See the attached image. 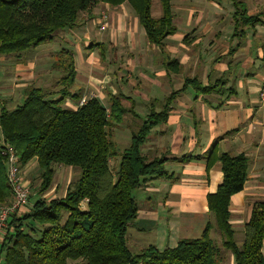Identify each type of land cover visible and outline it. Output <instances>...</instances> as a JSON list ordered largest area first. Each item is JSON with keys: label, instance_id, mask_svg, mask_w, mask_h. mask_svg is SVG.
Instances as JSON below:
<instances>
[{"label": "trees", "instance_id": "obj_1", "mask_svg": "<svg viewBox=\"0 0 264 264\" xmlns=\"http://www.w3.org/2000/svg\"><path fill=\"white\" fill-rule=\"evenodd\" d=\"M124 2L134 10L150 43L161 46L175 31L171 0H159L161 14L157 17L151 14L152 0H0V54H18L16 61L25 63L39 45L56 38L65 42L54 55L50 69L60 72L49 87L30 83L11 108L0 102L2 142L12 146L21 167L35 159L40 179L31 206L14 215L12 230L3 237L2 264H68L76 260L81 264H218L219 248L211 230L219 235L222 248L231 252L233 264H264V199L252 204L239 243L235 238L238 231L230 223L231 197L243 189L249 159L243 153L215 157V143L206 153L207 167L218 160L222 171L221 184L207 194L214 223L208 221L199 237L180 239L174 247L158 249L149 244L136 251L129 248L127 228L138 211L134 190L147 179L171 177L164 167L168 158L148 159L141 146L152 127L166 122L174 93L162 110L149 112L120 152L112 131L130 112L122 103L124 96L107 89L108 106L96 96L79 104L81 94L73 91L74 56L64 38L66 31L81 26L84 14L92 15L98 3L117 6ZM233 4L237 7L232 14V35L242 37L241 27L253 26L260 19L248 15L246 5L237 0ZM187 83L199 93L227 91L224 80L206 86L196 79ZM69 99L76 106L68 104ZM1 148L2 144L0 205H4L10 202L12 190ZM188 159L190 156H184L180 161ZM54 165L78 168L79 174L68 183L63 196L47 198L44 193L51 187ZM83 199L86 202L81 208Z\"/></svg>", "mask_w": 264, "mask_h": 264}, {"label": "crops", "instance_id": "obj_2", "mask_svg": "<svg viewBox=\"0 0 264 264\" xmlns=\"http://www.w3.org/2000/svg\"><path fill=\"white\" fill-rule=\"evenodd\" d=\"M237 1L246 5L248 15L260 19L253 26L241 27L242 37L232 35V14L237 7L233 0H171L176 29L161 46L148 41L126 2L117 6L98 3L91 16H84L88 23L82 22L64 35L77 71L73 91L81 94V100L91 96L106 100L107 89L124 96L122 103L130 112L125 114L123 130L118 128L123 121L114 129H118L116 143L118 138H125L126 144L121 145H129L138 128L128 115L135 119L143 116L144 120L151 110H162L174 93L166 122L152 127L141 146L148 159L168 158L164 167L171 177L147 179L133 192L138 211L127 235L135 250L149 244L158 249L174 247L180 239L201 235L209 216L207 194L222 182L220 162L215 160L207 167L206 153L213 143L215 157L243 153L249 159L243 189L232 195L229 206L230 223L236 231L240 232L248 220L252 204L264 199V102L258 96L264 79V0ZM101 10L107 11L108 26L98 31L95 23ZM41 46L34 52L51 48L49 44ZM31 60L18 64V70L30 65ZM37 60L44 62L40 57ZM48 61L45 58L43 67L36 66L35 76L40 77V71L49 75L52 62ZM111 66L114 79L109 73ZM188 79H196L203 86L224 80L227 91L199 93ZM169 84L175 87L170 89ZM184 156L190 159L180 161ZM13 218L9 217L0 232V246L12 230ZM1 256L0 252V264Z\"/></svg>", "mask_w": 264, "mask_h": 264}, {"label": "rangeland", "instance_id": "obj_3", "mask_svg": "<svg viewBox=\"0 0 264 264\" xmlns=\"http://www.w3.org/2000/svg\"><path fill=\"white\" fill-rule=\"evenodd\" d=\"M160 12H161V9H160L159 0H152L151 14L156 17L160 14ZM84 16L88 17L87 14H84L81 18V21L88 23L89 18L87 20L86 18H84ZM95 25H96L95 29L97 30L98 25L96 23H95ZM106 34H107V32H104L103 36H105ZM88 41H89V38H88ZM45 44H47V45L49 44V46L51 48L46 49L45 48L46 46H45L43 49L34 52V54L30 53L28 55V59H29V61L31 59H33V60H31V64L28 66L26 65L25 68H21L19 70L17 68V65L21 64V63H18L16 61V58H15L16 57L15 55L18 56V54H14V53L0 54V102H3V104H5L8 108H11L12 106H14V104L17 102L19 97L22 96V88L26 84L33 83L36 86L49 87L52 84V82L55 80L54 78H56L58 76L60 71L55 70V69L47 71L50 73H49V75H46V76L45 75L43 76V71H40L39 74L42 75V76L40 75V77H39V75L35 76V74H34V72H36V70H37L36 66L42 65V67H43L45 65L44 64L45 58L49 60L48 62H50V63L53 62V60L55 59L54 55L58 52V50L62 46H65V42L62 40H59L58 38H56L54 40V42H49V43L47 42V43L42 44V46ZM157 48H159V47H157ZM25 51H27V50H25ZM113 55L116 56L115 54H113ZM39 57L44 62H42V63L38 62L37 59ZM109 64H110V62L106 63L107 69H108ZM18 66H20V65H18ZM113 66L115 67V64ZM110 70H111V71H109L110 76L114 79L113 74H112V66H111ZM18 72H20V73H18ZM115 80H117V79H115ZM116 83H119V82H116ZM19 84H23V86L20 87ZM169 85H170V89L175 87L174 84H169ZM167 92H165V93H167ZM157 96L163 97L162 95H159V94H157ZM82 100L85 101V99H82ZM102 102L107 105V102H106L104 97L102 98ZM74 106H76V105H74ZM140 115H141V113H140ZM125 118H126V115L124 116V120L120 124V126H118V128L122 129L121 125L125 123ZM142 118H143V116H139V117H137V119H135L134 115H131V117H129V115H128V119L132 120V122L136 125V127H138V125L141 123ZM113 128H117V126L113 127ZM124 129H125V126H124ZM117 130H113V131L111 130L113 132L114 140H115V134H116ZM117 140H118V142L116 144H117L118 150L121 152L125 147L128 146V145H121L122 143L126 144L125 142H127V140L125 138H121V139L118 138ZM2 141L3 140H2V136H1V132H0V144H2ZM115 162L111 161V164H114ZM29 163L30 164L28 167H25V168L21 167V170H22L21 174L24 177V179L27 180L30 184V196L32 199L29 201L32 204L35 193L37 192V188H38L39 183H40V179H39V171H38L37 165H36L37 164L36 160L32 159ZM56 166L57 165H54L55 173H54V177H53L51 187L46 193H44V196L47 198L63 196L64 192L66 190V187L68 186V183L71 181H74L79 174L78 168H71V167H67V166H63V165L59 166V167L58 166L56 167ZM82 203H83V208H84V202H82ZM82 203H80V204L82 205ZM208 221H211L214 223V216L211 212H209ZM212 231L213 230H211V236L212 237L214 236L215 240L217 241L218 248H219V255L220 256L218 259L219 260L218 264H233V258H232L231 252L229 250L222 248L219 235L217 234L216 231H214V233L212 234ZM242 236H243V234L241 233V231L237 232V234H235V238H236L238 243L242 240ZM128 246L132 251H136L135 246L131 243L130 238H128ZM68 264H81V261L80 260L79 261L78 260L70 261Z\"/></svg>", "mask_w": 264, "mask_h": 264}, {"label": "built area", "instance_id": "obj_4", "mask_svg": "<svg viewBox=\"0 0 264 264\" xmlns=\"http://www.w3.org/2000/svg\"><path fill=\"white\" fill-rule=\"evenodd\" d=\"M98 31H103L108 26V15L106 10H101L96 21ZM258 96L264 102V79L258 88ZM81 100L79 104L84 103ZM1 154L4 156L6 167L7 181L12 190V198L8 204L0 205V232L4 229L11 215L24 212L25 208H29L30 204V184L24 179L19 164V156L8 143L2 142ZM82 202H86L83 199ZM81 202V203H82ZM83 208V203L81 205Z\"/></svg>", "mask_w": 264, "mask_h": 264}]
</instances>
